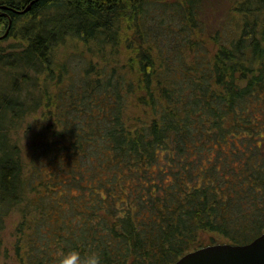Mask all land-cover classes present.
<instances>
[{
  "label": "trees",
  "instance_id": "1",
  "mask_svg": "<svg viewBox=\"0 0 264 264\" xmlns=\"http://www.w3.org/2000/svg\"><path fill=\"white\" fill-rule=\"evenodd\" d=\"M31 5L0 9V42L20 39L0 47V231L16 212L20 264H172L264 232V0Z\"/></svg>",
  "mask_w": 264,
  "mask_h": 264
},
{
  "label": "water",
  "instance_id": "2",
  "mask_svg": "<svg viewBox=\"0 0 264 264\" xmlns=\"http://www.w3.org/2000/svg\"><path fill=\"white\" fill-rule=\"evenodd\" d=\"M35 1L32 0L24 9H15L7 4H0V9L24 13L31 9ZM11 22L12 18L9 27ZM172 264H264V232L244 244L225 241L203 245L186 252Z\"/></svg>",
  "mask_w": 264,
  "mask_h": 264
},
{
  "label": "rangeland",
  "instance_id": "3",
  "mask_svg": "<svg viewBox=\"0 0 264 264\" xmlns=\"http://www.w3.org/2000/svg\"><path fill=\"white\" fill-rule=\"evenodd\" d=\"M8 29L9 28L7 27L6 31H8ZM18 44H20L19 37L10 36L7 37L6 40L4 39L0 42V47L6 50L14 48L13 46H16ZM43 78L44 75L42 74L40 80L41 86L45 85ZM41 86H39V88ZM24 90H32V93H35L37 96H39V92L36 91V89L33 88L31 84L25 85ZM45 109L46 108L44 107V105H40L39 108L28 114L26 119L22 120V124L17 129V135L19 136V138H21V144L28 146L33 141V137L35 136V134L43 130V125L46 121V116L44 115ZM20 122H17L15 125H19ZM7 217L8 218L6 220L5 226L3 227V230L0 231V264H20V261L15 254V249L13 248L16 240L15 232L19 216L16 212H14V214H11Z\"/></svg>",
  "mask_w": 264,
  "mask_h": 264
},
{
  "label": "clouds",
  "instance_id": "4",
  "mask_svg": "<svg viewBox=\"0 0 264 264\" xmlns=\"http://www.w3.org/2000/svg\"><path fill=\"white\" fill-rule=\"evenodd\" d=\"M57 264H101V256L97 251L81 255L78 249L69 248L60 255Z\"/></svg>",
  "mask_w": 264,
  "mask_h": 264
},
{
  "label": "bare ground",
  "instance_id": "5",
  "mask_svg": "<svg viewBox=\"0 0 264 264\" xmlns=\"http://www.w3.org/2000/svg\"><path fill=\"white\" fill-rule=\"evenodd\" d=\"M8 28H9V26H8ZM9 29H10V28H9ZM9 29H8V30H9Z\"/></svg>",
  "mask_w": 264,
  "mask_h": 264
}]
</instances>
